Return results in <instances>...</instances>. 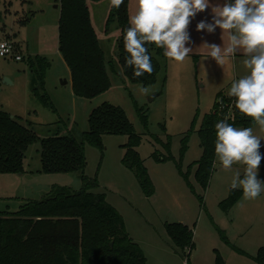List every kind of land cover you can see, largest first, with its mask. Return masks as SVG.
<instances>
[{"label": "rangeland", "instance_id": "rangeland-1", "mask_svg": "<svg viewBox=\"0 0 264 264\" xmlns=\"http://www.w3.org/2000/svg\"><path fill=\"white\" fill-rule=\"evenodd\" d=\"M59 5V0H0V39L13 42L17 54L23 57V61L0 57V110L21 118L40 138L60 134L82 142L94 109L104 103L122 108L143 139L137 150L154 184V195L148 198L134 173L122 163L126 153L124 146L129 141L127 136H104L103 149L85 143V175L97 178L99 187L92 192L105 194L107 202L123 215L128 233L147 264H188V261L216 264L217 252L226 264H259L252 257L264 248V194L255 200L242 197L228 213L221 208V203L229 196L234 174H243V166L233 165L230 170L215 168L210 186L204 190L195 177L196 166L191 168L203 152L197 133L190 135L182 160L183 172L191 169L190 186L174 162L159 163L153 158L156 151L165 153L153 138L157 135L164 142L168 136L172 137V154L180 160L182 141L192 129L197 113L196 130L203 117L212 111L217 95L220 92L227 95L231 80L247 74L242 61L237 59L236 65L235 62L225 63L216 70L206 68L192 72L187 69L178 74L168 68L166 59L160 58L164 67L157 84L148 87L147 94H141L142 85L130 82L119 62L121 32L118 25L106 31L109 0L90 2L92 22L115 72L110 71L112 87L108 92L92 100L78 98L73 91L71 70L60 52ZM7 33L12 34L5 36ZM24 56L43 57L51 63L43 86ZM190 77L191 83H188ZM42 95H47L54 107H46L39 97ZM136 105L147 114L148 128ZM253 128L255 134L264 136L258 126ZM261 145L260 152L264 154V141ZM41 169V146L35 144L26 153V173L13 176L7 184L9 193L19 199L12 200L9 206L0 204V211L16 212L21 203L42 200L56 186L77 191L83 187L79 174L47 175L41 173ZM258 178L264 180V160ZM167 224L188 226L194 232L195 248L185 253L177 249L167 233Z\"/></svg>", "mask_w": 264, "mask_h": 264}, {"label": "trees", "instance_id": "trees-1", "mask_svg": "<svg viewBox=\"0 0 264 264\" xmlns=\"http://www.w3.org/2000/svg\"><path fill=\"white\" fill-rule=\"evenodd\" d=\"M105 0H59L61 17L59 22L60 52L72 73V85L75 96L92 100L108 92L112 87L110 71L114 66L108 63L91 17L90 2ZM129 2L119 8L110 7L106 24L108 32L117 24L121 32L118 48L119 62L125 77L134 84L145 87L157 84L163 71L160 58L167 59L162 50L149 46L154 72L134 77L133 68L125 65L123 47L124 29L129 27ZM37 76L41 86L51 68V63L43 58L24 56ZM46 107H54L47 95L39 96ZM137 112L146 128L149 121L145 111L136 105ZM192 129L182 141L181 157L177 161L172 154V137L164 142L154 136L165 153L156 151L153 158L159 163L174 162L181 175L189 184V172H183L182 160L188 150V141L192 133L200 137L202 157L194 165L195 177L200 186L207 190L214 172L215 160V124L226 119L236 127H255L251 118L243 116L233 104V99L220 92L212 111L206 114L196 130ZM163 130L166 126L162 125ZM22 123L18 117L0 110V175L23 174L25 172L26 153L35 144L41 146V173L79 174L83 187L73 190L68 187H54L42 200L21 203L18 211H0V264H147L139 246L131 239L123 216L107 202L105 194L93 193L99 187L97 178L85 175L87 158L85 143L103 149V137L107 135L127 136L124 146L123 165L136 176L144 194L149 198L155 193L144 160L138 148L142 137L137 134L126 112L110 103H104L94 109L89 117V130L84 133L83 141L73 136L55 135L40 138L34 131ZM243 197L242 189L230 190L228 198L221 208L228 213ZM167 233L175 247L185 253L195 248L194 232L183 224H167ZM227 240L226 236H223ZM113 243V246L111 244ZM233 248L239 253L243 251ZM246 255V254H245ZM257 263L264 264V248L256 257ZM190 264V261H188ZM216 264H226L217 252Z\"/></svg>", "mask_w": 264, "mask_h": 264}, {"label": "clouds", "instance_id": "clouds-1", "mask_svg": "<svg viewBox=\"0 0 264 264\" xmlns=\"http://www.w3.org/2000/svg\"><path fill=\"white\" fill-rule=\"evenodd\" d=\"M110 7L119 9L124 0H109ZM134 11L128 16L129 27L124 29L125 65L133 68L134 77L152 74L154 66L149 46L162 50L170 60L183 62L193 48L188 31L191 19L211 8L212 22L201 20L197 31L212 34L221 30L222 45L204 42L206 58L223 66L238 54L244 57L247 74L233 78L227 95L234 107L251 118L264 133V0H225L210 4V0H134ZM199 47V48H200ZM141 94L148 87L139 88ZM215 160L212 167L230 170L241 165L243 174L236 172L231 189H242L244 200H255L264 194V180L258 172L264 154L260 152L264 136L255 134L253 127H236L226 119L215 124Z\"/></svg>", "mask_w": 264, "mask_h": 264}, {"label": "crops", "instance_id": "crops-1", "mask_svg": "<svg viewBox=\"0 0 264 264\" xmlns=\"http://www.w3.org/2000/svg\"><path fill=\"white\" fill-rule=\"evenodd\" d=\"M224 2L225 0H210V4L212 5L223 4ZM231 2H234V0H231ZM59 8H61L60 5H59ZM134 8H135L134 0H130L129 15L134 11ZM201 20H204L205 22H208V23L212 22L211 8L207 9L204 12L198 13L194 18L191 19V23L188 28V31L190 33L191 43L186 46L192 47L193 52L188 57H186V59L183 62H176V61L170 60L169 58L166 59L168 62V68L170 67L175 72L178 71V74H182L183 72H185V70L187 71V69L192 72H197V71H205L206 68H208L209 70H216L220 68V65H218L213 59H211L210 57L206 58L207 50L200 46L205 41L210 44L215 43L218 45H222V41L220 39L221 30L217 28L215 32L212 34L207 33L206 30L197 31L196 25ZM8 34L11 35L12 33H7L5 34V36H8ZM237 59H239V61H242V64H243L244 57L240 54H238L234 59L227 61L226 63L229 65L231 62H235V65H236L238 61ZM167 80H169V78ZM187 81L188 83L189 82L191 83V77L188 78ZM25 173L26 172H24L23 174ZM13 176H15V174L0 175V185H1L0 186V204L3 206H9L11 205L12 200L19 199L15 197L13 194L9 193L10 190L7 186L8 181H10L11 180L10 178H13Z\"/></svg>", "mask_w": 264, "mask_h": 264}, {"label": "built area", "instance_id": "built-area-1", "mask_svg": "<svg viewBox=\"0 0 264 264\" xmlns=\"http://www.w3.org/2000/svg\"><path fill=\"white\" fill-rule=\"evenodd\" d=\"M0 57H14L16 61H23L22 55L17 54L16 45L8 39H0Z\"/></svg>", "mask_w": 264, "mask_h": 264}, {"label": "water", "instance_id": "water-1", "mask_svg": "<svg viewBox=\"0 0 264 264\" xmlns=\"http://www.w3.org/2000/svg\"><path fill=\"white\" fill-rule=\"evenodd\" d=\"M120 55V51L118 52V56ZM8 80L6 79V82H7ZM12 118H14V116H12ZM111 246H113V243L111 244Z\"/></svg>", "mask_w": 264, "mask_h": 264}]
</instances>
